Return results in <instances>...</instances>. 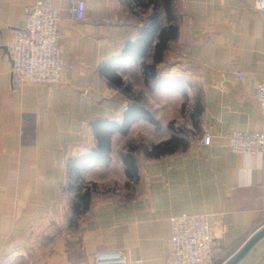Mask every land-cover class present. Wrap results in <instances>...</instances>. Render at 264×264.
I'll return each mask as SVG.
<instances>
[{"label": "crops", "instance_id": "obj_1", "mask_svg": "<svg viewBox=\"0 0 264 264\" xmlns=\"http://www.w3.org/2000/svg\"><path fill=\"white\" fill-rule=\"evenodd\" d=\"M70 1L53 0L65 36L61 83L14 88L12 32L26 27V9L37 0H0V264H95L97 254L115 251L127 264H169L170 219L181 215L208 216L215 263L233 260L264 229V153L228 147L236 131L264 132L256 99L264 82V12L255 0H176L181 24L168 51L170 75L201 86L203 134L212 145L201 138L154 160L142 153L133 182L123 164L127 138L139 133L134 138L152 147L172 134L141 121L115 135L111 165L83 176L91 208L71 228L76 193L66 190L68 160L96 146L91 121H121L131 103L99 67L136 40L144 22L123 0H85L87 16L78 22L68 14ZM123 80L134 86L130 75ZM142 104L162 119L152 102ZM239 264H264V238Z\"/></svg>", "mask_w": 264, "mask_h": 264}, {"label": "built area", "instance_id": "obj_2", "mask_svg": "<svg viewBox=\"0 0 264 264\" xmlns=\"http://www.w3.org/2000/svg\"><path fill=\"white\" fill-rule=\"evenodd\" d=\"M255 8L264 11V0H257ZM24 29L12 32L11 59L14 88L25 85L57 86L65 71L62 45L64 33L60 30L61 16L53 0H37L27 7ZM71 19L82 22L87 16L85 0H71L68 7ZM240 80L244 79L238 73ZM257 103L264 119V82L257 88ZM213 137L205 132L202 143L212 145ZM228 147L233 153L256 155L264 153V132H234ZM169 264H216L210 218L206 215H181L170 219ZM228 258L219 264H227ZM95 264H127L124 252L99 253Z\"/></svg>", "mask_w": 264, "mask_h": 264}, {"label": "trees", "instance_id": "obj_3", "mask_svg": "<svg viewBox=\"0 0 264 264\" xmlns=\"http://www.w3.org/2000/svg\"><path fill=\"white\" fill-rule=\"evenodd\" d=\"M175 2L176 0H162L163 12L155 10L149 21H146L141 27L138 38L126 42L119 55L106 60L99 67V74L112 87L129 93L131 87L124 83L120 71L144 60L143 74L146 83L153 81L156 88L186 93V89L180 86L177 81L161 77L158 72L159 66L165 62V54L170 49L171 43L176 42L180 35L181 17L176 10ZM179 81L183 80L179 79ZM183 83L185 82L183 81ZM183 85L187 86L186 83ZM202 111L200 106L198 115ZM141 121L152 124L157 131L161 130V123L156 116L136 100L126 107L121 121L106 117L91 121L90 127L96 139V146L84 155L69 159L67 163L68 184L66 190L76 193L71 205L72 218L69 225L71 228L78 226L81 217L91 208L92 192L84 186L82 181L84 174L92 167H109L112 163L113 137L118 134L128 135L132 127ZM195 124L197 126L199 122L197 121ZM169 128L173 130L172 125ZM188 148L187 141L172 136L170 140L146 150L145 157L150 160L159 159L163 156L184 152ZM136 151L132 147L123 156L126 176L133 182L140 180Z\"/></svg>", "mask_w": 264, "mask_h": 264}, {"label": "rangeland", "instance_id": "obj_4", "mask_svg": "<svg viewBox=\"0 0 264 264\" xmlns=\"http://www.w3.org/2000/svg\"><path fill=\"white\" fill-rule=\"evenodd\" d=\"M256 1L257 0H255V4ZM123 2L126 7L129 8L131 13L139 21H142L144 23L145 21H149L150 16L155 12V10H158V12L160 13L163 12L162 0H123ZM181 3L184 4V1H181ZM168 51H171V48ZM168 51L165 54V63H163L164 65L159 66V75L161 77L177 81L180 86L186 89L185 94L177 91H170L168 89L156 88L153 81L150 83H146V81H144L145 85H139L140 79L137 76L140 73V68L143 74L144 60H141L139 63L135 64L133 67H131V69H123L121 71V74L125 78L126 75H130V78L132 79V84L134 86L127 84L131 87V90L129 93H126L127 96L131 99V102H134L135 100L140 103H148L149 101L152 102V105L154 106L153 108L160 110V113L162 114V119L159 120L161 123L160 132L172 134L173 137L176 136L180 139H183L187 141L190 146L192 142L197 143L201 141V138L204 135L202 123V115L204 111L203 94L201 86L198 83H195L194 81L188 80L186 78H182L180 76H174V74L172 76L170 75L171 68L174 66V64L169 65V62H171V54H169L170 52L168 53ZM179 79L183 80L187 84V86L183 85L185 83H183V81H179ZM189 83L190 85L188 86ZM200 106L203 111L198 115ZM125 110L126 108L124 109V111ZM195 121L199 122L197 126L195 124ZM170 125H172L173 130L169 128ZM137 134L139 133H133L127 138V140L130 141L131 144L127 146L126 152L134 147L135 150H137L135 155L140 166L139 161L141 160V154H145V151L151 149L152 147L150 146L148 140H139V137L134 138L138 136ZM88 187L89 186H87V188Z\"/></svg>", "mask_w": 264, "mask_h": 264}, {"label": "water", "instance_id": "obj_5", "mask_svg": "<svg viewBox=\"0 0 264 264\" xmlns=\"http://www.w3.org/2000/svg\"><path fill=\"white\" fill-rule=\"evenodd\" d=\"M264 238V229L260 231L257 235H255L246 245L245 247L235 256V258L229 261L227 264H239L254 248V246Z\"/></svg>", "mask_w": 264, "mask_h": 264}]
</instances>
